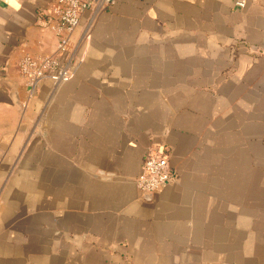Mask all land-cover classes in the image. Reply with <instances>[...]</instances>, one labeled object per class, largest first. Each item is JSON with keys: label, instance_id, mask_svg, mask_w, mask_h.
Here are the masks:
<instances>
[{"label": "crops", "instance_id": "0c3cea01", "mask_svg": "<svg viewBox=\"0 0 264 264\" xmlns=\"http://www.w3.org/2000/svg\"><path fill=\"white\" fill-rule=\"evenodd\" d=\"M55 1L0 0V264H264V0L90 9L31 93Z\"/></svg>", "mask_w": 264, "mask_h": 264}, {"label": "built area", "instance_id": "2783aa9c", "mask_svg": "<svg viewBox=\"0 0 264 264\" xmlns=\"http://www.w3.org/2000/svg\"><path fill=\"white\" fill-rule=\"evenodd\" d=\"M116 0H56L52 7L49 28L56 36V48L47 55L27 53L19 60L18 68L26 79L29 91L33 93L44 79L62 82L71 78L74 70L65 60L71 34L80 25L84 12L90 9L114 5ZM245 0L237 5L244 6ZM174 178L168 154L164 150L151 149L145 155L141 173L136 182L138 188L147 195L152 194Z\"/></svg>", "mask_w": 264, "mask_h": 264}]
</instances>
